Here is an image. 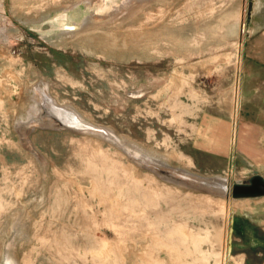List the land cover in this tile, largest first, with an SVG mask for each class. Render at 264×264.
Segmentation results:
<instances>
[{
    "label": "rangeland",
    "instance_id": "obj_1",
    "mask_svg": "<svg viewBox=\"0 0 264 264\" xmlns=\"http://www.w3.org/2000/svg\"><path fill=\"white\" fill-rule=\"evenodd\" d=\"M249 2L0 0V264H244L234 225L264 218V196L182 189L133 159L264 179L231 157ZM45 96L116 141L28 133ZM210 139L231 158L198 149Z\"/></svg>",
    "mask_w": 264,
    "mask_h": 264
},
{
    "label": "crops",
    "instance_id": "obj_2",
    "mask_svg": "<svg viewBox=\"0 0 264 264\" xmlns=\"http://www.w3.org/2000/svg\"><path fill=\"white\" fill-rule=\"evenodd\" d=\"M258 0H254L251 13L250 28L247 29L246 40L241 52V67L239 76V144L237 151L231 153L236 160L264 161V13L259 14ZM260 8H264V1ZM264 12V11H263ZM198 149L217 156L230 157L210 142ZM226 137L224 141L226 143ZM237 239L251 247L244 250L245 245L236 243L241 248L244 264H264V218L250 217L236 219ZM253 225H258L255 228ZM247 234L250 236L247 238ZM246 240V241H245Z\"/></svg>",
    "mask_w": 264,
    "mask_h": 264
},
{
    "label": "water",
    "instance_id": "obj_3",
    "mask_svg": "<svg viewBox=\"0 0 264 264\" xmlns=\"http://www.w3.org/2000/svg\"><path fill=\"white\" fill-rule=\"evenodd\" d=\"M253 6L254 0H250L248 7L249 15L252 13ZM43 108L44 110L40 113V117H42L43 121L40 122V124H30L26 130L28 133L36 126L66 128L78 133H87L101 137H103V135L108 136L110 141H116L114 135L112 136L107 129L84 121L80 114L73 108L58 104L49 96H45ZM139 159V161L136 159L133 160L142 168L160 175L167 182L175 184L182 189L209 193L225 198H230L231 196H264V179L261 176H255L250 180L232 184L226 177L219 175H201L182 167L172 166L159 158L142 157Z\"/></svg>",
    "mask_w": 264,
    "mask_h": 264
}]
</instances>
